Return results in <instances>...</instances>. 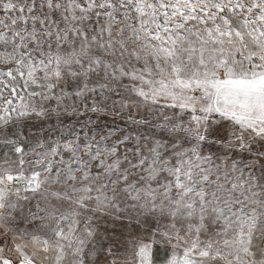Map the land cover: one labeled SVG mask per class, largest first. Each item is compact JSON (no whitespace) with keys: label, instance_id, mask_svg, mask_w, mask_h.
Instances as JSON below:
<instances>
[{"label":"snow or ice","instance_id":"obj_1","mask_svg":"<svg viewBox=\"0 0 264 264\" xmlns=\"http://www.w3.org/2000/svg\"><path fill=\"white\" fill-rule=\"evenodd\" d=\"M0 264H264V0H0Z\"/></svg>","mask_w":264,"mask_h":264}]
</instances>
